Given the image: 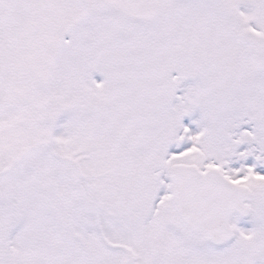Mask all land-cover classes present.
<instances>
[{"label":"snow or ice","instance_id":"1","mask_svg":"<svg viewBox=\"0 0 264 264\" xmlns=\"http://www.w3.org/2000/svg\"><path fill=\"white\" fill-rule=\"evenodd\" d=\"M0 264H264V0H0Z\"/></svg>","mask_w":264,"mask_h":264}]
</instances>
